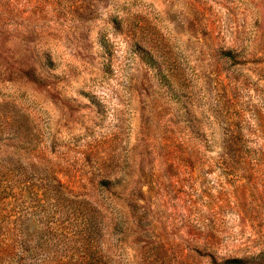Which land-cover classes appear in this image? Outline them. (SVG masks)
Here are the masks:
<instances>
[{"label": "rangeland", "instance_id": "374dc122", "mask_svg": "<svg viewBox=\"0 0 264 264\" xmlns=\"http://www.w3.org/2000/svg\"><path fill=\"white\" fill-rule=\"evenodd\" d=\"M87 215L99 264H264V0H0V264Z\"/></svg>", "mask_w": 264, "mask_h": 264}, {"label": "trees", "instance_id": "16d2710c", "mask_svg": "<svg viewBox=\"0 0 264 264\" xmlns=\"http://www.w3.org/2000/svg\"><path fill=\"white\" fill-rule=\"evenodd\" d=\"M105 186L106 184H101ZM95 216H86L85 227L79 230V235H81L82 240H84L86 248L83 254L82 264H99L98 260V250L96 248V237L98 232V222ZM91 248L93 250H91Z\"/></svg>", "mask_w": 264, "mask_h": 264}]
</instances>
